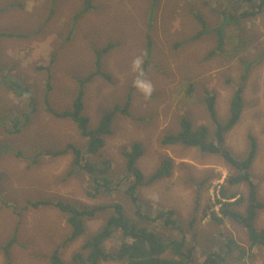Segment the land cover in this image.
<instances>
[{
  "label": "rangeland",
  "instance_id": "1",
  "mask_svg": "<svg viewBox=\"0 0 264 264\" xmlns=\"http://www.w3.org/2000/svg\"><path fill=\"white\" fill-rule=\"evenodd\" d=\"M93 5L82 13L85 0H0V116L7 124L0 127V247L17 232V243L10 249L12 264H50L59 248L63 261L73 264L74 255L106 224L112 210L89 221L86 233L63 248L71 228L57 202L121 203L127 215L135 218L126 153L139 143L144 153L136 166L146 178L165 160L173 166L169 176L139 187V202L153 215L158 210H175L186 227L196 217L193 231L187 232L189 247L195 246L191 264H208L212 256L217 261V255L219 264H264V247L249 250L243 226L230 219L216 222L207 210L213 204L220 211L217 200L222 187L230 194H247L246 184L227 183L237 173L234 167L223 157L196 147L163 143L165 135L180 131L183 117L194 129L207 126L213 137L217 124L209 118L208 94L216 96L218 119L225 121L233 94L247 73L245 108L225 135V145L242 159L249 151L250 138L256 140L258 151L251 172L264 202V12L246 19L239 28L230 20L237 5L234 0H95ZM243 10L239 7L237 12ZM204 26L208 34L194 40ZM219 26L227 31L220 51ZM239 38L249 42L235 50ZM110 44L114 48L101 68L112 81L98 76L86 85L83 114L93 129L106 112L124 106L130 97L131 115H116L114 132L105 138L98 156L84 154L83 165L87 159L99 166L109 160L112 179L119 184L110 193L98 195L92 177L73 167V154L57 155L69 144L84 151L87 139L74 120L57 117L48 108L58 113L72 109L80 81L97 71L95 50ZM139 66L146 70L142 80ZM4 76L18 82L26 93L8 88ZM25 113L31 114L28 125L16 136L7 134L12 120L23 121ZM39 201L51 203L37 209L29 205ZM245 206L237 209L244 212ZM256 225L264 229V209ZM168 233L179 237L177 232ZM121 240V235L115 236L105 249L116 251ZM234 240L249 250L247 257L240 260L239 253H234ZM0 264H6L1 251Z\"/></svg>",
  "mask_w": 264,
  "mask_h": 264
},
{
  "label": "trees",
  "instance_id": "2",
  "mask_svg": "<svg viewBox=\"0 0 264 264\" xmlns=\"http://www.w3.org/2000/svg\"><path fill=\"white\" fill-rule=\"evenodd\" d=\"M95 0H85V8L82 13L90 11L94 5ZM157 0H155L156 3ZM237 5H234V17H230L234 21V25L241 24L246 19L256 18L264 12V0H234ZM239 7H245L243 12L238 13ZM226 16V15H225ZM229 18L226 17L224 25L227 24ZM202 24H205L202 21ZM198 33L194 40L200 39L202 36L207 35V28ZM217 33V50H223L225 45V35L227 31L225 26H219L216 29ZM12 35V34H6ZM238 36V35H237ZM239 37V36H238ZM238 44H234V49L239 50L245 47L249 40H241ZM152 47L150 43L148 50ZM114 48L113 44L104 47L103 49H96L95 52L98 56L97 71L91 73L82 81H80V91L73 102V107L69 111L58 113L52 108L48 111L60 118L72 119L77 123L83 138L87 139L85 150L74 144H69L65 148L58 151V156L68 154L74 155L73 167H78L84 172H87L93 179L95 192L99 195L101 193H110L114 188L115 181L112 179L111 164L109 160H105L103 165L99 166L92 163L89 159L83 165L84 154L87 153L91 156H98L99 152L105 146L107 136L112 135L113 122L117 114L131 115V99L128 98L124 106H115L110 112H106L99 120L97 126L93 129L90 128V118L84 112L85 102V88L86 85L91 83L93 79L100 76L104 80L111 82L112 76L101 68L104 57ZM149 54V52H148ZM215 52H212V56ZM55 56V55H54ZM140 67V66H139ZM139 76L142 80L146 75V70L142 69ZM249 68H247L248 70ZM1 72V69H0ZM142 73V74H141ZM247 73L243 76L240 84L235 90L229 109V115L225 121L218 119L219 115L215 107V95L208 94L206 98L207 109L211 122L217 124L216 131L212 137L210 130L207 126L203 125L194 129L192 122L183 117L180 121V131L176 134L165 135L163 143L168 145L184 144L190 147H196L203 152L212 153L223 157L227 163L234 167L236 174L230 176L227 183L234 186L242 184L247 185L248 192L246 195L234 192L228 193L224 187L221 189V198L217 200L221 204L220 211L214 210V205L210 204L208 211L211 218L216 222H223L225 219L233 220L234 223L243 226L247 231V239L250 243L249 250L256 247H264V229H259L256 225L257 217L264 209V202L259 196L258 184L253 180L251 172L252 165L258 151V145L254 138H250V148L242 159L237 158L225 145V135L230 132L233 127L239 122L244 108V92L245 83L247 81ZM4 84L10 89H18L21 93H26L21 89L18 82L11 81L8 76L3 77ZM23 91V92H22ZM35 112V110H34ZM24 120L20 118L12 120V129L6 130L7 134L17 135L22 132L23 128L30 122L31 114L25 113ZM4 117L0 116V127L6 126ZM3 150L7 146L2 147ZM144 151L139 143H135L131 151L126 153L128 159L127 173L133 179V183L128 186V192L132 199V204L135 207V218L131 219L121 203H114L113 205H95L86 206L83 204L73 205L70 203L57 202L55 206L68 215V223L70 225V234L64 240L63 248L69 243L82 237L86 233L87 223L102 213L112 210V215L96 233L91 235L81 246V249L74 255L73 264H103L107 261H120L123 264H191L195 257V246L189 247L187 241V232L193 231V226L196 222V217L190 221L189 227L180 223L175 210L161 211L158 210L154 215L144 210L139 202L138 189L141 186L150 185L164 177L171 174L173 166L170 160H165L161 163L160 167L149 177L146 178L141 170L136 166L137 160L143 155ZM35 158V161L36 162ZM117 187L119 184H115ZM234 200V201H232ZM232 201V202H230ZM49 201H39L35 203L29 202V205L37 209L40 206L49 205ZM245 204V211L241 212L237 209L240 205ZM28 207L25 208L27 210ZM160 223V225H157ZM168 231L177 232L179 237L169 234ZM17 232L14 233L12 239L4 246L0 247V251L4 254L6 264H12L10 256V249L17 243ZM121 235V242L118 244L117 250L108 252L105 249L108 240ZM231 247H234V253L238 252L240 260L249 255V250L243 249L236 240L231 241ZM62 250H56L50 259V264H70L62 259ZM217 261L213 256L206 260L208 264H219L220 256L217 255Z\"/></svg>",
  "mask_w": 264,
  "mask_h": 264
},
{
  "label": "clouds",
  "instance_id": "3",
  "mask_svg": "<svg viewBox=\"0 0 264 264\" xmlns=\"http://www.w3.org/2000/svg\"><path fill=\"white\" fill-rule=\"evenodd\" d=\"M138 84H139V86H140L141 88H144V89H147V87H148L146 84L141 83V82H138Z\"/></svg>",
  "mask_w": 264,
  "mask_h": 264
},
{
  "label": "bare ground",
  "instance_id": "4",
  "mask_svg": "<svg viewBox=\"0 0 264 264\" xmlns=\"http://www.w3.org/2000/svg\"><path fill=\"white\" fill-rule=\"evenodd\" d=\"M188 26V25H187ZM186 29V28H185ZM180 32V31H179ZM182 33V32H181ZM186 39V38H185Z\"/></svg>",
  "mask_w": 264,
  "mask_h": 264
}]
</instances>
